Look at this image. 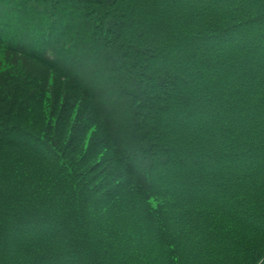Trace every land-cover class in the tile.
I'll list each match as a JSON object with an SVG mask.
<instances>
[{"label":"trees","instance_id":"16d2710c","mask_svg":"<svg viewBox=\"0 0 264 264\" xmlns=\"http://www.w3.org/2000/svg\"><path fill=\"white\" fill-rule=\"evenodd\" d=\"M0 264H264V0H0Z\"/></svg>","mask_w":264,"mask_h":264}]
</instances>
